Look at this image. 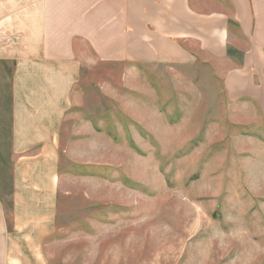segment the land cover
Listing matches in <instances>:
<instances>
[{
	"label": "rangeland",
	"instance_id": "obj_1",
	"mask_svg": "<svg viewBox=\"0 0 264 264\" xmlns=\"http://www.w3.org/2000/svg\"><path fill=\"white\" fill-rule=\"evenodd\" d=\"M77 52L49 262L264 264L262 111L233 104L212 66Z\"/></svg>",
	"mask_w": 264,
	"mask_h": 264
},
{
	"label": "crops",
	"instance_id": "obj_2",
	"mask_svg": "<svg viewBox=\"0 0 264 264\" xmlns=\"http://www.w3.org/2000/svg\"><path fill=\"white\" fill-rule=\"evenodd\" d=\"M203 4L0 0V264H51L81 43L105 64L212 66L233 104L264 115V0Z\"/></svg>",
	"mask_w": 264,
	"mask_h": 264
}]
</instances>
